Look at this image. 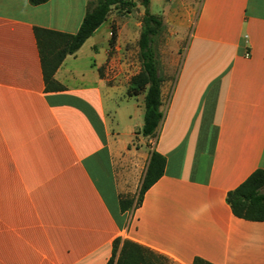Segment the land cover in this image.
<instances>
[{"label": "crops", "instance_id": "obj_1", "mask_svg": "<svg viewBox=\"0 0 264 264\" xmlns=\"http://www.w3.org/2000/svg\"><path fill=\"white\" fill-rule=\"evenodd\" d=\"M86 9L0 0V264H106L116 238L174 264H264V220L226 200L264 169V0H150L168 50L163 118L141 138L144 94L128 93L141 67L138 2L127 15L113 8L64 58V90H45L34 27L75 33ZM154 150L162 175L121 211L118 166L125 180L138 167L141 184Z\"/></svg>", "mask_w": 264, "mask_h": 264}, {"label": "trees", "instance_id": "obj_2", "mask_svg": "<svg viewBox=\"0 0 264 264\" xmlns=\"http://www.w3.org/2000/svg\"><path fill=\"white\" fill-rule=\"evenodd\" d=\"M38 5L47 0H29ZM137 2L144 7L142 30L137 41L140 71L131 77V95L144 94V116L141 133L145 137H155L163 118L161 110L162 77L158 73L153 35L163 26L162 19L149 12L150 0H87L86 13L75 33H67L42 27H34L40 54L42 74L46 91L64 90V86L54 78V74L67 55L74 54L94 31L107 19L113 9L130 13ZM114 37V33L112 38ZM165 157L152 151L144 177L133 195L120 194L121 211H133L143 200L146 190L162 175ZM226 200L235 216L252 221L264 220V169L255 170L244 182L229 191ZM166 256L130 239L116 238L113 241L112 256L106 264H164ZM193 264H212L196 257Z\"/></svg>", "mask_w": 264, "mask_h": 264}, {"label": "rangeland", "instance_id": "obj_3", "mask_svg": "<svg viewBox=\"0 0 264 264\" xmlns=\"http://www.w3.org/2000/svg\"><path fill=\"white\" fill-rule=\"evenodd\" d=\"M118 12H120L122 15H127L128 13H126L124 10L122 9H118ZM126 17V16H125ZM130 17V22L133 23L134 19H135V14H132L129 16ZM158 33L153 35V42H152V47L155 50V55H156V59H157V67L161 64H166L167 59L165 60V57H162V54H165L168 50V44H167V35H166V30L164 28V26L158 27ZM138 46V44H137ZM139 50V48H138ZM128 93H130L129 89H128ZM143 94L142 92L139 94L141 95ZM131 103H139L141 104V100L138 99H131L130 100ZM137 101V102H136ZM137 118V117H136ZM139 120L140 122L142 121L141 115L139 116ZM141 126H139L140 128ZM139 138H141L143 135L142 133L140 135H138ZM137 140L134 141V145L136 143ZM132 169V168H131ZM118 172H120V175L122 177V191H124V194H129V195H133L135 193H137L139 185H140V169L137 170H133V172H131V174L126 178V180L123 178V172L121 171L120 166H118ZM165 263L164 264H174L168 257H166Z\"/></svg>", "mask_w": 264, "mask_h": 264}, {"label": "built area", "instance_id": "obj_4", "mask_svg": "<svg viewBox=\"0 0 264 264\" xmlns=\"http://www.w3.org/2000/svg\"><path fill=\"white\" fill-rule=\"evenodd\" d=\"M114 72H115V71H114V70H112V71H111V74H112V73H114Z\"/></svg>", "mask_w": 264, "mask_h": 264}]
</instances>
